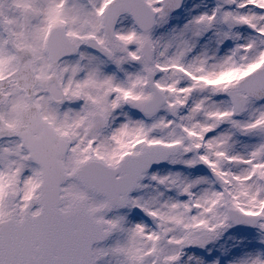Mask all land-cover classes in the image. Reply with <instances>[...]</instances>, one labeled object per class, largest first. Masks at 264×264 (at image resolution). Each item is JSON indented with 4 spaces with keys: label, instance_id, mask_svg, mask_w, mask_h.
<instances>
[{
    "label": "snow or ice",
    "instance_id": "snow-or-ice-1",
    "mask_svg": "<svg viewBox=\"0 0 264 264\" xmlns=\"http://www.w3.org/2000/svg\"><path fill=\"white\" fill-rule=\"evenodd\" d=\"M0 264H264V0H0Z\"/></svg>",
    "mask_w": 264,
    "mask_h": 264
}]
</instances>
